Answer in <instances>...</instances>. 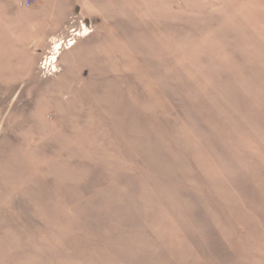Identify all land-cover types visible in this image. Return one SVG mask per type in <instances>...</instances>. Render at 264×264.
Listing matches in <instances>:
<instances>
[{
  "label": "rangeland",
  "instance_id": "374dc122",
  "mask_svg": "<svg viewBox=\"0 0 264 264\" xmlns=\"http://www.w3.org/2000/svg\"><path fill=\"white\" fill-rule=\"evenodd\" d=\"M0 264H264V0H0Z\"/></svg>",
  "mask_w": 264,
  "mask_h": 264
},
{
  "label": "built area",
  "instance_id": "2783aa9c",
  "mask_svg": "<svg viewBox=\"0 0 264 264\" xmlns=\"http://www.w3.org/2000/svg\"><path fill=\"white\" fill-rule=\"evenodd\" d=\"M27 2H29V0H26Z\"/></svg>",
  "mask_w": 264,
  "mask_h": 264
}]
</instances>
